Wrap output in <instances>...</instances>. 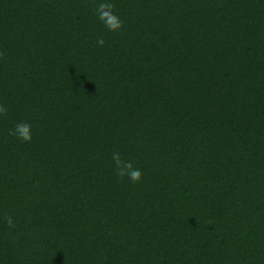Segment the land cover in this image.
Masks as SVG:
<instances>
[{"label": "trees", "instance_id": "1", "mask_svg": "<svg viewBox=\"0 0 264 264\" xmlns=\"http://www.w3.org/2000/svg\"><path fill=\"white\" fill-rule=\"evenodd\" d=\"M99 2L0 0V264H264V0Z\"/></svg>", "mask_w": 264, "mask_h": 264}, {"label": "clouds", "instance_id": "2", "mask_svg": "<svg viewBox=\"0 0 264 264\" xmlns=\"http://www.w3.org/2000/svg\"><path fill=\"white\" fill-rule=\"evenodd\" d=\"M116 5L109 0H102V2L95 3L93 11L97 16L98 20L101 21L104 26L111 32H118L123 27V21L116 14ZM97 45L103 47L105 40L98 38L96 41ZM3 53L0 52V58H3ZM8 108L0 104V117H7ZM10 136H13L23 142H31L32 132L31 125L26 122L17 123L12 130L9 132ZM112 160L115 164L116 175L123 180L127 177L132 183H139L142 179V172L133 166V163L129 160L121 158L118 152H113ZM5 220L8 227H14L11 217L6 216Z\"/></svg>", "mask_w": 264, "mask_h": 264}]
</instances>
